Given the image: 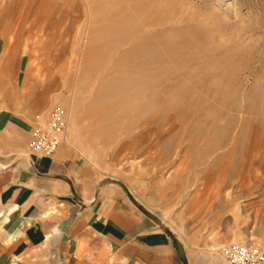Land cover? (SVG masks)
Returning a JSON list of instances; mask_svg holds the SVG:
<instances>
[{
    "label": "rangeland",
    "instance_id": "374dc122",
    "mask_svg": "<svg viewBox=\"0 0 264 264\" xmlns=\"http://www.w3.org/2000/svg\"><path fill=\"white\" fill-rule=\"evenodd\" d=\"M142 74L156 78L150 110L94 106ZM0 102L21 117L20 147L65 110L61 146L121 187L177 257L141 264L264 250V0H0Z\"/></svg>",
    "mask_w": 264,
    "mask_h": 264
},
{
    "label": "crops",
    "instance_id": "0c3cea01",
    "mask_svg": "<svg viewBox=\"0 0 264 264\" xmlns=\"http://www.w3.org/2000/svg\"><path fill=\"white\" fill-rule=\"evenodd\" d=\"M20 121L0 102V264L177 258L168 237L152 229L128 194L70 146L39 157L14 142Z\"/></svg>",
    "mask_w": 264,
    "mask_h": 264
},
{
    "label": "built area",
    "instance_id": "2783aa9c",
    "mask_svg": "<svg viewBox=\"0 0 264 264\" xmlns=\"http://www.w3.org/2000/svg\"><path fill=\"white\" fill-rule=\"evenodd\" d=\"M68 115L61 107H53L45 120L38 122L31 132L30 153L39 157L52 156L65 140ZM222 254L229 264H264V250L256 245L232 242Z\"/></svg>",
    "mask_w": 264,
    "mask_h": 264
},
{
    "label": "bare ground",
    "instance_id": "6f19581e",
    "mask_svg": "<svg viewBox=\"0 0 264 264\" xmlns=\"http://www.w3.org/2000/svg\"><path fill=\"white\" fill-rule=\"evenodd\" d=\"M159 5H149L145 8V13H143L144 20L150 21L151 18L154 17L156 11L158 10ZM144 52L147 55L148 51L144 48ZM143 52V53H144ZM138 66L135 68L137 69ZM140 68V67H139ZM142 72L141 69H139ZM156 78L151 75L142 74L139 78L131 80L130 84H126V82L121 81L118 86L114 88H109L104 96L100 100L95 103V107L99 110L100 107L98 102L101 100H107V98L117 99L116 104L119 106H128L132 102H137L139 106H141V112L148 111L152 107V104H157L158 101V93L155 89V83H152L151 80H155ZM147 90V91H146ZM146 92V93H145ZM102 109H108V106L102 104ZM127 109V108H126ZM69 125V124H68ZM68 131V127H67ZM67 133V132H66ZM66 138V136H65ZM65 141V140H64ZM29 146V143H28Z\"/></svg>",
    "mask_w": 264,
    "mask_h": 264
}]
</instances>
